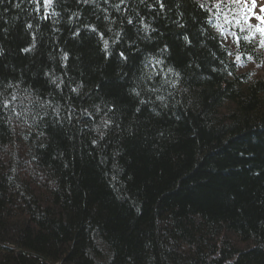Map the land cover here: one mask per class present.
Segmentation results:
<instances>
[{
    "label": "trees",
    "instance_id": "obj_1",
    "mask_svg": "<svg viewBox=\"0 0 264 264\" xmlns=\"http://www.w3.org/2000/svg\"><path fill=\"white\" fill-rule=\"evenodd\" d=\"M227 9L0 0V264H264V50Z\"/></svg>",
    "mask_w": 264,
    "mask_h": 264
},
{
    "label": "rangeland",
    "instance_id": "obj_2",
    "mask_svg": "<svg viewBox=\"0 0 264 264\" xmlns=\"http://www.w3.org/2000/svg\"><path fill=\"white\" fill-rule=\"evenodd\" d=\"M222 1V0H221ZM225 6L231 10L233 17H238L247 22L249 30L252 35L257 37L260 42L264 37L256 30V26L264 27V23L257 19V17L264 16V12L261 8H264V0H224ZM234 6V8H232ZM227 9V10H228ZM228 12V11H226ZM264 50V47H263ZM264 64V63H263ZM254 72L261 74L264 77L263 65L260 64H249Z\"/></svg>",
    "mask_w": 264,
    "mask_h": 264
},
{
    "label": "snow or ice",
    "instance_id": "obj_3",
    "mask_svg": "<svg viewBox=\"0 0 264 264\" xmlns=\"http://www.w3.org/2000/svg\"><path fill=\"white\" fill-rule=\"evenodd\" d=\"M44 3H45V6H50L51 3H52V0H44ZM18 6V5H17ZM201 7H203V5H201ZM261 11L264 12V8H261ZM258 20H260L262 23H264V16H260V17H257ZM129 23H131V21H129ZM145 30H147V25H145ZM256 30L261 34L262 37H264V27H260L259 25L256 26ZM185 39H187V37H185ZM245 39H247V37H245ZM260 45L262 47H264V39H261L260 40ZM104 46H105V49H107L108 47V41H104ZM28 49H25V51H27ZM123 55V54H122ZM66 54H65V59H66ZM240 57H237V60H239ZM73 91H77V89H73ZM108 123H110L109 121H105V127H107ZM103 135V134H101ZM93 143L95 144L96 141L94 140Z\"/></svg>",
    "mask_w": 264,
    "mask_h": 264
}]
</instances>
